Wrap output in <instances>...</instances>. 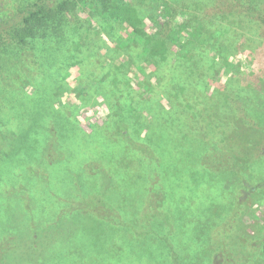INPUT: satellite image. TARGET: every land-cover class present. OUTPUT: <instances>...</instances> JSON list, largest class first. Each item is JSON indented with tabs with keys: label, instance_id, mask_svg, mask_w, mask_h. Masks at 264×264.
<instances>
[{
	"label": "rangeland",
	"instance_id": "obj_1",
	"mask_svg": "<svg viewBox=\"0 0 264 264\" xmlns=\"http://www.w3.org/2000/svg\"><path fill=\"white\" fill-rule=\"evenodd\" d=\"M33 1L0 0V31L7 29L16 20V14ZM194 1L213 2L174 0L178 6L183 4L186 10L193 12L189 6ZM259 1L257 11L245 8L242 12L234 11V36L264 38V0ZM175 3L173 8L178 7ZM135 8L144 20L143 24L147 25L148 14L152 11L149 0L135 1ZM174 12L172 10L171 15ZM93 19L97 26L87 19L83 20L82 26H75L68 20L56 29L49 28L45 37L38 35L24 48L6 43L4 39L8 38L0 39L1 152L7 149L3 135L12 110L9 87L5 82L7 78L10 82L13 74L21 85L20 94L15 97L19 106L17 115L33 112L35 107L32 105H42L51 109L47 112L52 114L53 110V114L61 118L70 135L54 147L66 154L54 163L63 168L54 167L45 176L47 182L52 179L53 186L63 184L58 179L60 174L66 173L68 166L75 164L83 169L95 157L109 159L112 166L122 170L136 167L140 161L138 154L127 150L123 142L117 140L119 146L115 150L99 145L101 141L116 139L109 138V131L118 119L117 110L125 113L129 132L135 135L133 128L137 125L128 121L127 111L128 106H133L139 120L150 121V126L155 125L154 130L163 125L162 132L170 151L165 162L166 171L174 175L192 171L205 173L203 182L212 186L203 189V185L196 188L189 182L183 184L190 188L180 191L179 195L178 206L182 213L176 215V219L182 223L180 235L183 243H190L193 240L191 234L205 237L216 232L215 237L224 238L229 246L213 254L208 253V249L196 252L197 260L191 258V264H264L261 252L264 234V71L258 87L251 74L254 71L253 55L231 44L222 57L213 55L208 49H199L194 51L191 60L185 61L173 54L174 48L170 45L164 61L156 67L149 63L141 68V48L127 40L128 32L117 24L108 29L97 16ZM207 26L214 29L217 23ZM221 64L225 69L219 76L217 70ZM242 75L247 84L240 83ZM144 82H150L146 89L142 87ZM106 114L109 121L104 129V124L99 123ZM155 137L154 133L151 140ZM177 139L181 145H186L184 149L176 145L178 152L175 153L171 144ZM40 142V145L45 143ZM188 143L191 148H187ZM210 150L226 151L228 160L237 164L223 167L229 173H213V166L203 159ZM5 158L0 153V186L7 188L13 181L14 188L18 182L30 187V181L26 183L21 178L20 167L24 163L14 164ZM210 177L215 178L214 184L208 180ZM173 184L168 183L166 192L173 190ZM145 191V185L138 177L125 187L127 199L138 202ZM60 226H56L58 231ZM81 228V223L73 222L70 234H78ZM124 228L127 229L126 225ZM226 250L229 258H224Z\"/></svg>",
	"mask_w": 264,
	"mask_h": 264
},
{
	"label": "trees",
	"instance_id": "obj_2",
	"mask_svg": "<svg viewBox=\"0 0 264 264\" xmlns=\"http://www.w3.org/2000/svg\"><path fill=\"white\" fill-rule=\"evenodd\" d=\"M135 1L141 3L144 0H34L16 14V20L7 29L0 31V39L8 38L4 39L6 43L24 48L38 35L45 37L49 28L56 29L68 20L75 26H82L83 20L87 19L97 26L93 19L97 16L108 29L117 24L128 32L127 40L141 48V68L149 63L156 67L164 61L170 45L177 58L187 61L199 49H208L213 55L222 57L228 46L234 44V48L253 55L254 71L251 74L259 87L258 80L264 71V38L234 36L236 25L232 23L235 10L257 11L259 0H248V6L243 0L233 3L232 0H213L211 4L194 1L189 6L194 12L186 10L183 4L178 6L174 0H149L152 11L148 14L147 25L138 14ZM173 3L178 7L173 8ZM172 10L175 12L171 15ZM206 22H215L217 27L210 29ZM219 26L223 28L219 29ZM223 69L225 66L221 64L217 70L219 76ZM244 79L240 76L241 84H247ZM149 83H142V87L146 89ZM5 86L9 87L12 110L3 135L7 149L0 153L14 164L24 163L20 167L21 178L26 183L30 181L31 185L26 187L18 182L14 188V182L10 181L7 188L0 186L5 188L0 189V264H191V258L197 260L196 252L208 249V253L213 254L229 246L224 238L215 237L216 232L205 237L191 234L193 240L190 243L182 242L183 227L176 215L182 213L178 206L180 191L190 188L183 184L189 182L196 188L203 185V189L212 186L203 182L205 173L192 171L174 175L166 171L165 162L170 151L162 124L154 130L155 125L150 126L148 120L140 121L136 109L128 106V121L137 125L132 136L128 122L124 120L127 118L125 113L117 110L118 119L109 131V138L116 139L101 141L99 145L115 150L119 146L117 140L123 142L127 150L138 154L137 166L122 170L112 166L109 159L95 157L83 169L75 164L68 166L66 173L60 174L58 179L63 184L53 186L52 179L47 182L45 176L50 169L60 167L54 163L66 154L54 147L70 137L67 128L53 110L51 114L47 112L51 109L42 105H32L35 107L33 112L17 115L19 106L15 97L20 94L21 85L15 74L10 77V82L6 79ZM108 121L106 114L99 124H104L106 129ZM153 130L156 137L151 140ZM40 141L45 143L40 145ZM179 141L171 144L175 153L178 152L175 146L181 145ZM185 145L183 143L181 147L184 149ZM191 147L188 143L187 148ZM203 159L213 166V173L220 175L229 173L223 169L225 165L237 164L228 160L226 151L210 150ZM45 160L48 163H44ZM135 177L145 185L146 191L140 202L127 199L125 195V187L131 185ZM208 180L214 184L215 178ZM170 181L174 182L173 190L166 192ZM73 222L82 224L76 235L70 234ZM59 224L58 231L56 226ZM261 252L264 255V234ZM223 255L230 257L227 250Z\"/></svg>",
	"mask_w": 264,
	"mask_h": 264
}]
</instances>
